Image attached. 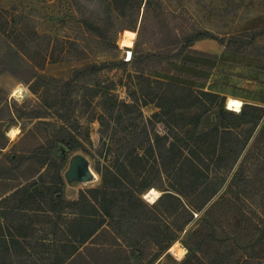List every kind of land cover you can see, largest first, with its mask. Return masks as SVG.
<instances>
[{
    "label": "rangeland",
    "instance_id": "1",
    "mask_svg": "<svg viewBox=\"0 0 264 264\" xmlns=\"http://www.w3.org/2000/svg\"><path fill=\"white\" fill-rule=\"evenodd\" d=\"M146 1L0 0V214L5 215L0 219V264H49L77 232L50 214L47 199L29 202L23 211L11 209L18 203L12 196L16 189L35 182L34 189L41 191L45 183L53 182V160L43 166L40 161L58 159V148L45 156L35 150H48L54 132L62 125L54 111L69 108L68 125L75 128L81 144L66 156L59 171L61 196L67 203L63 217L72 219L91 211V205L99 212L110 209L100 197L92 201L89 191L101 187L100 169L128 155L134 145H142L138 152L152 163L149 144H164L166 139L182 144L198 111H207L214 119L219 109L239 115L243 106L245 116L258 122L246 148L232 170L224 173V184L217 193L201 211L192 213V220L151 264H264V109L251 110L241 104L230 111L223 96L201 94L210 93L204 88L210 77L221 80L224 64L214 67V58L191 50L180 52L182 45L175 47L170 42L180 33L198 28L218 40L233 39L228 50L264 56V46H247L257 37L253 32L225 35L232 20L229 14L236 6L232 0H148L145 5ZM136 51L179 56L152 63L139 74L132 67ZM110 62L117 65L81 78L71 89L63 85L75 69ZM123 62L126 65L120 64ZM213 67L217 75L211 76ZM166 83L190 91L174 90L171 96ZM49 104L54 108L44 118H28L43 113ZM11 130L14 136H10ZM260 137L258 149L245 166L247 179L235 184L239 167ZM205 151L210 158L215 156L209 146ZM75 154L86 158L94 181L66 183L64 173ZM18 155L34 158L15 165ZM84 194L86 201L82 200ZM161 194L158 188H151L142 199L150 204ZM150 197L152 201H148ZM52 221L58 222L55 232ZM205 221L207 233L215 236L213 245L199 253L192 246L199 241L194 232ZM134 236L150 238L149 230L139 228ZM104 239L101 234L99 240ZM132 263L138 262L133 259Z\"/></svg>",
    "mask_w": 264,
    "mask_h": 264
},
{
    "label": "trees",
    "instance_id": "2",
    "mask_svg": "<svg viewBox=\"0 0 264 264\" xmlns=\"http://www.w3.org/2000/svg\"><path fill=\"white\" fill-rule=\"evenodd\" d=\"M1 28L0 24V32ZM253 33L260 36L264 34V29ZM204 39H212L226 49L233 40L229 39L227 42L218 40L205 31L193 28L189 32L175 36L170 44L175 47L182 45L179 50L184 52L190 50L194 42ZM178 56L136 51L132 67L135 72L143 74L150 64L175 59ZM120 64L126 65L124 62ZM116 65L111 62L84 65L75 69L63 85L71 89L81 78L96 75ZM164 86L168 87L170 93L172 92L171 96H174V90L190 91L175 84L166 83ZM200 93L209 98H218L212 93ZM65 98L68 96L65 95ZM46 108L47 111L44 109L43 113L29 114L28 118H44L54 105L49 104ZM244 108L246 107H242L239 115L219 109L214 114V120L208 116L207 111H198L193 116L194 124H188L189 128L181 139L182 144L177 139L169 142L166 139L164 144H149L150 157L154 158L152 163L144 154L138 152L142 145H134L128 155L118 157L114 164L105 165L100 169L101 187L89 191L92 201L95 202L100 197L109 203L110 209L99 212L91 205V211L82 212L80 216L72 219L63 217L65 209L63 205L67 203L62 200L63 181L59 171L65 164L66 156L80 148L81 144L75 128L68 125L69 108L56 110L54 112L57 113L54 115L62 125L54 132L48 150L43 148L35 150L36 153L45 156L50 149L58 148L61 154L58 159L43 158L40 161V165L43 166L48 160L50 162L53 160L55 166L53 182L45 183L41 191L34 189L35 182L16 189L12 196L16 197L18 203L11 209L23 211L29 202L47 199L50 214L55 215L56 220H62L68 226V230L76 229L77 232L72 233L74 239L66 240L61 253L54 255L49 264H133V259L138 262L137 264H145L149 257L151 259L148 262L151 264L168 249L175 241L177 233L192 220V213L201 211L217 193L224 184V173L232 170L246 148L258 122L246 117ZM247 108L256 110L257 107ZM260 140L261 137L255 141L251 153L239 167L234 179L235 184L241 182L239 180L247 179L244 175L245 166L249 159L253 158L255 150L261 143ZM207 143L208 145H205ZM208 146L212 153L215 152L213 158L205 151ZM12 158L14 160L16 157ZM33 158L30 155H18L15 165L29 162ZM151 188H158L162 194L153 204H148L142 196ZM82 200L86 201L85 194L82 195ZM4 216L3 213L0 214V219ZM162 220L164 222L161 224ZM52 224L55 232L58 222L52 221ZM205 226L207 222L200 230L194 232L199 241L194 242L192 246L199 253L213 245L215 234L207 233ZM139 228L148 229L150 238L135 237L134 231ZM101 234L105 236L103 241L99 240Z\"/></svg>",
    "mask_w": 264,
    "mask_h": 264
},
{
    "label": "crops",
    "instance_id": "3",
    "mask_svg": "<svg viewBox=\"0 0 264 264\" xmlns=\"http://www.w3.org/2000/svg\"><path fill=\"white\" fill-rule=\"evenodd\" d=\"M230 3L236 6L232 7L233 11L229 14L232 20L225 33L227 37H238L264 29V0H232ZM252 44L264 46V34L254 37L247 46ZM190 50L214 58V67L221 62L224 64V76L220 73L221 80L210 77L204 85L208 92L223 96L224 105L228 99H232L242 106L264 109V56L253 51L228 50L209 39L194 42ZM214 67L211 76L217 75ZM223 88L224 92L221 90Z\"/></svg>",
    "mask_w": 264,
    "mask_h": 264
},
{
    "label": "water",
    "instance_id": "4",
    "mask_svg": "<svg viewBox=\"0 0 264 264\" xmlns=\"http://www.w3.org/2000/svg\"><path fill=\"white\" fill-rule=\"evenodd\" d=\"M212 120H214L213 117ZM64 178L68 185H73L75 183L86 184L95 180L88 161L80 154H75L69 159L68 167L64 173Z\"/></svg>",
    "mask_w": 264,
    "mask_h": 264
},
{
    "label": "bare ground",
    "instance_id": "5",
    "mask_svg": "<svg viewBox=\"0 0 264 264\" xmlns=\"http://www.w3.org/2000/svg\"><path fill=\"white\" fill-rule=\"evenodd\" d=\"M241 103L232 99H228L227 103H226V109L227 110H238L240 107ZM10 136H14V130L10 131ZM148 201H152V198L150 197L148 199ZM177 255V254H176Z\"/></svg>",
    "mask_w": 264,
    "mask_h": 264
},
{
    "label": "built area",
    "instance_id": "6",
    "mask_svg": "<svg viewBox=\"0 0 264 264\" xmlns=\"http://www.w3.org/2000/svg\"><path fill=\"white\" fill-rule=\"evenodd\" d=\"M127 60H129V57H128V59Z\"/></svg>",
    "mask_w": 264,
    "mask_h": 264
}]
</instances>
